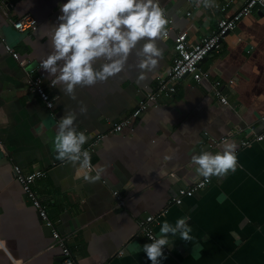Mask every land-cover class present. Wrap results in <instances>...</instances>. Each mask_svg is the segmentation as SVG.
Listing matches in <instances>:
<instances>
[{
  "label": "crops",
  "instance_id": "obj_1",
  "mask_svg": "<svg viewBox=\"0 0 264 264\" xmlns=\"http://www.w3.org/2000/svg\"><path fill=\"white\" fill-rule=\"evenodd\" d=\"M244 1L9 0L8 16L0 10V264H62L14 166L46 172L34 187L76 264H264V141L241 148L264 131V8L208 55L201 82L183 78L132 128L107 134L173 66L178 33L196 42ZM160 10L174 20L166 36ZM25 15L38 26L20 33L10 19ZM27 71L43 80L52 110L29 89ZM99 134L107 136L88 170L73 158V140ZM204 176V189L169 205ZM165 210L152 227L169 254L138 225Z\"/></svg>",
  "mask_w": 264,
  "mask_h": 264
},
{
  "label": "built area",
  "instance_id": "obj_2",
  "mask_svg": "<svg viewBox=\"0 0 264 264\" xmlns=\"http://www.w3.org/2000/svg\"><path fill=\"white\" fill-rule=\"evenodd\" d=\"M9 0H0V10H2L6 16H8L7 7ZM264 8V0H245L243 5L229 18L221 19L215 31L211 34L204 36L196 42H191L186 32H180L176 35L174 40V50L176 53L173 66L163 76H161L156 83L154 89L148 95V97L137 104L132 112L120 119L113 122L111 128L107 134L120 133L127 128H132L133 122L139 119L153 104L158 103L163 98H171L178 89V85L183 78L192 77L195 82H201L205 78V74L200 71V63L208 57L212 52L220 49V41L226 38V35L236 30L239 22L246 16L258 9ZM191 13L188 12L187 16ZM159 18V24L164 36L173 29L174 20L169 18L162 10L157 14ZM10 22L14 29L20 33H26L30 30H34L38 26V21L31 15L22 16L16 20L10 19ZM5 42V40H3ZM7 51L16 60L19 59L18 54L9 45H6ZM27 84L29 89L35 93L50 110L54 108V102L51 99L48 91L46 90L43 80L35 76L33 71H27ZM214 96L218 99L219 103L224 106H229L227 98L222 95L218 88H215ZM107 134H99L91 140L82 144L73 140L74 152L73 158L86 169H93L91 162V155L95 153L103 139ZM83 132H79L77 137L81 138ZM228 140L227 137L221 139H214L210 143L211 147H218ZM264 141V131L256 134L253 138L243 140L241 142V148H250L255 143ZM233 159L227 160L223 165L217 167L215 173L222 174L224 167L232 165ZM14 173L16 180L21 185L27 198L30 200L33 207L36 209L43 225L50 229L54 245L58 246L62 252V264H76V258L67 244V239L61 235L57 228L56 222H54L48 212L47 206L41 201L37 191L35 190V183L37 180L45 178L47 176L45 171L35 170L31 173H26L20 166H14ZM210 182L209 176L202 177L195 184L182 188L178 191L176 197H174L169 205H181L183 198L187 196H194L199 191L204 189ZM168 210H165L162 214L157 216H148L139 222V231L157 248L162 249L166 254L170 253L167 242L159 238L153 227L152 223L166 214Z\"/></svg>",
  "mask_w": 264,
  "mask_h": 264
},
{
  "label": "water",
  "instance_id": "obj_3",
  "mask_svg": "<svg viewBox=\"0 0 264 264\" xmlns=\"http://www.w3.org/2000/svg\"><path fill=\"white\" fill-rule=\"evenodd\" d=\"M228 34H229V33H228ZM228 34H227V35H228ZM227 35H226V36H227ZM223 41H224V40H221V41H220V48L223 46ZM207 58H208V57H206V58L200 63V66H202V64L205 62V60H207ZM194 82H195V81H194ZM46 228H47V227H46ZM47 229H48V228H47ZM48 230L50 231V229H48Z\"/></svg>",
  "mask_w": 264,
  "mask_h": 264
}]
</instances>
